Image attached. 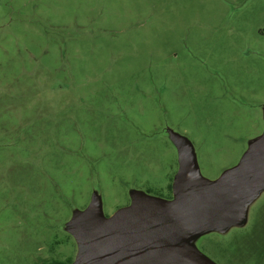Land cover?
<instances>
[{"label":"rangeland","instance_id":"rangeland-1","mask_svg":"<svg viewBox=\"0 0 264 264\" xmlns=\"http://www.w3.org/2000/svg\"><path fill=\"white\" fill-rule=\"evenodd\" d=\"M264 264V0H0V264Z\"/></svg>","mask_w":264,"mask_h":264},{"label":"water","instance_id":"water-1","mask_svg":"<svg viewBox=\"0 0 264 264\" xmlns=\"http://www.w3.org/2000/svg\"><path fill=\"white\" fill-rule=\"evenodd\" d=\"M143 234L144 232L140 233L138 229L127 231L124 236L126 241L121 244L119 252L111 257L106 256L105 260L99 264H129L135 252L143 250L147 246L152 247L150 245H153V247L158 245L157 240L153 239L152 236ZM83 264L96 263L85 262Z\"/></svg>","mask_w":264,"mask_h":264},{"label":"trees","instance_id":"trees-1","mask_svg":"<svg viewBox=\"0 0 264 264\" xmlns=\"http://www.w3.org/2000/svg\"><path fill=\"white\" fill-rule=\"evenodd\" d=\"M69 262H70L69 259L66 260L51 259L50 261L41 264H69Z\"/></svg>","mask_w":264,"mask_h":264}]
</instances>
